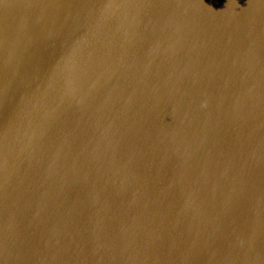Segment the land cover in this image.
Wrapping results in <instances>:
<instances>
[{"label": "water", "instance_id": "water-1", "mask_svg": "<svg viewBox=\"0 0 264 264\" xmlns=\"http://www.w3.org/2000/svg\"><path fill=\"white\" fill-rule=\"evenodd\" d=\"M0 264H264V0H0Z\"/></svg>", "mask_w": 264, "mask_h": 264}]
</instances>
